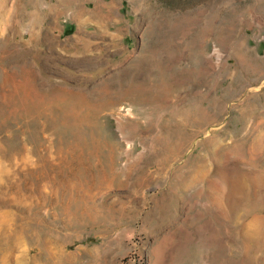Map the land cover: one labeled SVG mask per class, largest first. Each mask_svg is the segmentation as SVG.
<instances>
[{
    "label": "rangeland",
    "instance_id": "374dc122",
    "mask_svg": "<svg viewBox=\"0 0 264 264\" xmlns=\"http://www.w3.org/2000/svg\"><path fill=\"white\" fill-rule=\"evenodd\" d=\"M1 82L0 264H264V0H0Z\"/></svg>",
    "mask_w": 264,
    "mask_h": 264
},
{
    "label": "bare ground",
    "instance_id": "6f19581e",
    "mask_svg": "<svg viewBox=\"0 0 264 264\" xmlns=\"http://www.w3.org/2000/svg\"><path fill=\"white\" fill-rule=\"evenodd\" d=\"M22 42V41H21ZM15 53V52H14ZM11 54V53H10ZM21 80V79H20ZM4 84L5 85H7V81H4ZM4 84L1 82L0 83V89H2L3 87H4ZM26 84V83H25ZM18 91V90H17ZM57 90H55V92H56ZM59 92H60V90H59ZM63 92V91H62ZM58 93V92H57ZM64 93V92H63ZM48 95V94H47ZM57 95V94H56ZM61 95H62V93H61ZM64 95V94H63ZM15 96V95H14ZM58 96V95H57ZM54 98V97H53ZM57 98H59V97H57ZM64 99V98H63ZM67 99V98H66ZM65 100V99H64ZM64 100H62V101H64ZM16 101V100H15ZM65 102H67V100L66 101H64V103ZM66 104V103H65ZM69 104H67V106H68ZM63 106H65L64 104H63ZM58 112V111H57ZM65 113V112H64ZM3 115V113H1V116ZM57 119V118H56ZM59 120V119H58ZM64 122H65V120H64ZM65 123H67V122H65ZM63 125H65V124H63ZM65 128V127H64ZM69 129H70V127H69ZM67 130H68V128H67ZM11 144V143H10ZM8 149H9V151L10 152H15V151H17V147L13 144V145H9V147H8ZM259 176H258V181H260L259 180ZM263 179H264V177H263ZM262 179V181H264ZM248 180V179H247ZM246 182H248V181H246ZM245 183V182H244ZM249 183V182H248ZM253 183H255V182H253ZM261 183V182H260ZM246 184V183H245ZM245 184H243V185H245ZM248 185H250V184H248ZM260 185V184H259ZM258 185V186H259ZM252 186H254V185H252ZM251 187V186H250ZM247 189H248V186H247ZM246 189V190H247ZM245 190V189H244ZM253 190V189H252ZM240 192H242V191H240ZM246 192V191H245ZM246 194H248V192H246ZM250 194H251V191H250ZM248 197V196H247ZM69 208L70 209H75L76 210V208H75V204H74V202L72 201L71 203H70V206H69ZM74 212H76V211H74ZM3 239H0V252H3L4 250H5V248L7 247V246H5V243H3ZM7 260V258L6 257H3V255H1V253H0V263L1 262H5Z\"/></svg>",
    "mask_w": 264,
    "mask_h": 264
}]
</instances>
